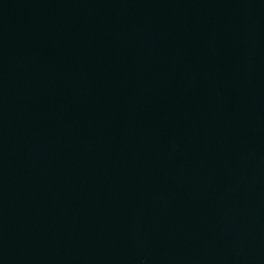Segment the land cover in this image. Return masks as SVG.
I'll list each match as a JSON object with an SVG mask.
<instances>
[{
	"label": "water",
	"instance_id": "95a60500",
	"mask_svg": "<svg viewBox=\"0 0 264 264\" xmlns=\"http://www.w3.org/2000/svg\"><path fill=\"white\" fill-rule=\"evenodd\" d=\"M0 264H264V0H0Z\"/></svg>",
	"mask_w": 264,
	"mask_h": 264
}]
</instances>
